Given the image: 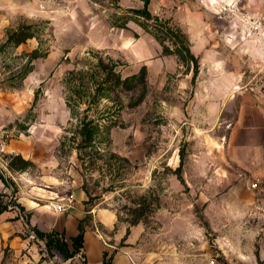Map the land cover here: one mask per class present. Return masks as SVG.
I'll use <instances>...</instances> for the list:
<instances>
[{
    "label": "rangeland",
    "instance_id": "374dc122",
    "mask_svg": "<svg viewBox=\"0 0 264 264\" xmlns=\"http://www.w3.org/2000/svg\"><path fill=\"white\" fill-rule=\"evenodd\" d=\"M142 7L0 0V177L9 181L0 180V264H98L90 243L69 260L48 251L30 220L33 209L53 204L64 211L45 213L48 225L75 216L79 193V220L102 260L264 264V151L230 146L243 95L255 98L264 121V0H150L158 18L150 29L178 28L187 38L198 62L194 85L192 70L138 23L113 26ZM98 58L110 59L121 79L145 68L146 90L76 112L103 117L107 129L93 162L81 161L70 147L76 121L63 80ZM17 156L30 165L11 169ZM58 232L70 245L69 233Z\"/></svg>",
    "mask_w": 264,
    "mask_h": 264
},
{
    "label": "trees",
    "instance_id": "16d2710c",
    "mask_svg": "<svg viewBox=\"0 0 264 264\" xmlns=\"http://www.w3.org/2000/svg\"><path fill=\"white\" fill-rule=\"evenodd\" d=\"M143 7L140 10H129L127 13L130 18L125 22H114L113 26L118 28H125L127 21H134L138 23L143 29L149 32L156 41L160 43L163 53L166 55H175L178 61L186 65L187 72L192 70L193 77L191 84L194 85L195 79L198 75V62L188 47V40L180 29L160 31L150 29L149 21L157 22L158 18L153 16L149 11L150 0H142ZM134 17V18H132ZM137 17L142 18L144 22H138ZM168 34L176 39V42L169 38ZM107 61V62H105ZM115 64L111 63L110 59L103 60L98 58L94 63L89 66L83 67L79 70H72L67 72L63 80L64 89V102L68 108L71 117L76 121L75 130L71 132V150L76 151L77 158L84 161V157L89 158V162H93L94 157L98 151L95 149V142L97 135L103 132L106 127H102L100 117H89L88 115H77L76 112L81 110L83 106L90 108L92 104L98 105L102 100L115 101L121 103V94H126L132 91L135 86H138L142 95L146 90V73L145 68L141 70L139 75H134L121 79L114 71ZM86 111V110H85ZM96 153V154H95ZM30 165L29 162L23 160L20 156L13 158L9 167L13 170H24ZM177 175L178 171H177ZM0 180L8 187L9 181L3 177ZM7 211L5 205L0 203V214ZM133 222V224H135ZM87 223L85 220H79L77 224V233L70 238L71 244L69 245L65 238L64 233L52 230L50 232H43L35 228L34 233L36 237L44 241L45 247L48 251L58 253L64 260H69L76 255L83 253L84 249V235ZM102 264H111V258L106 259V253L103 254Z\"/></svg>",
    "mask_w": 264,
    "mask_h": 264
},
{
    "label": "crops",
    "instance_id": "0c3cea01",
    "mask_svg": "<svg viewBox=\"0 0 264 264\" xmlns=\"http://www.w3.org/2000/svg\"><path fill=\"white\" fill-rule=\"evenodd\" d=\"M256 100L250 94H245L240 99L239 112L237 119L233 125L231 136H230V146L234 150H259L264 151V121H258L259 111L255 107ZM14 149V148H13ZM0 186L3 184L0 181ZM85 201V196L81 193L77 194V207H76V217L68 216L69 218H64L62 222L57 223L56 225H48L45 220V213L48 214H60L62 212H56L54 210V204L48 206V211H41L33 209L31 211V223L37 229L43 232H50L52 230L60 231L65 230L69 233L70 237L75 236L77 232L78 220L81 219V215L84 214L82 205H78ZM47 209V208H46ZM53 212V213H52ZM102 218L106 220V224L113 223L111 215L102 214ZM90 243V250L93 251L95 259L98 260V264H102V252L103 249L100 247V243L94 235L89 232H85L84 235V246L87 247ZM88 253V251H87ZM89 257V255H88ZM111 264H128L127 259L123 255H117Z\"/></svg>",
    "mask_w": 264,
    "mask_h": 264
},
{
    "label": "built area",
    "instance_id": "2783aa9c",
    "mask_svg": "<svg viewBox=\"0 0 264 264\" xmlns=\"http://www.w3.org/2000/svg\"><path fill=\"white\" fill-rule=\"evenodd\" d=\"M53 206H54V210L56 212H63L64 211V207L61 204H54ZM67 206L70 207L69 204Z\"/></svg>",
    "mask_w": 264,
    "mask_h": 264
}]
</instances>
